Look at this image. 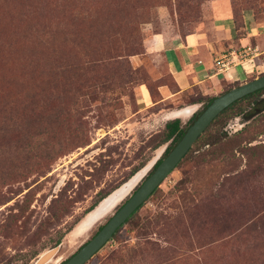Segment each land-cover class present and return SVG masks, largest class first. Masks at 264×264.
Segmentation results:
<instances>
[{"label":"rangeland","instance_id":"374dc122","mask_svg":"<svg viewBox=\"0 0 264 264\" xmlns=\"http://www.w3.org/2000/svg\"><path fill=\"white\" fill-rule=\"evenodd\" d=\"M210 2L264 24V0H0V264L55 247L45 264H60L130 196L93 210L162 156L166 112L204 99L161 101L176 84L147 40L206 29ZM257 97L221 114L84 264H264Z\"/></svg>","mask_w":264,"mask_h":264},{"label":"crops","instance_id":"0c3cea01","mask_svg":"<svg viewBox=\"0 0 264 264\" xmlns=\"http://www.w3.org/2000/svg\"><path fill=\"white\" fill-rule=\"evenodd\" d=\"M205 12L211 16L206 29L182 36L165 28L147 40L148 49L161 55L176 84L173 92L161 90V101H175L184 93L214 97L226 83L247 81L264 66V24H253L252 17L246 16L243 26H237L231 11L219 2H210ZM246 47L245 58L226 70L217 69L219 57ZM200 103L196 99L182 103L168 110L166 118H189Z\"/></svg>","mask_w":264,"mask_h":264},{"label":"water","instance_id":"95a60500","mask_svg":"<svg viewBox=\"0 0 264 264\" xmlns=\"http://www.w3.org/2000/svg\"><path fill=\"white\" fill-rule=\"evenodd\" d=\"M262 88H264V72L214 96L211 102L186 128L185 132L172 149H170L168 153L158 162L154 169L151 167L152 171L150 173H148L149 171L146 173L143 181L134 189L126 201L109 217V219L100 227V229L97 230L96 233H94L61 264H84L87 262L112 237L115 230L123 225L127 218L148 199L152 192L177 166L198 137L204 132L216 116H218L234 101ZM138 172L111 194L118 191L122 187L124 188L126 184L132 181ZM56 249V247L52 248L41 255L37 260V264H45L51 258Z\"/></svg>","mask_w":264,"mask_h":264},{"label":"trees","instance_id":"16d2710c","mask_svg":"<svg viewBox=\"0 0 264 264\" xmlns=\"http://www.w3.org/2000/svg\"><path fill=\"white\" fill-rule=\"evenodd\" d=\"M234 21H235V19H234ZM235 23H236V21H235ZM236 25H237V23H236ZM238 84V83H237ZM228 89H230V88H228ZM227 89V90H228ZM226 91V90H225ZM224 92V91H223ZM264 92V88H262V89H259V90H257V91H255V92H253V93H250V94H248V95H246V96H244V97H242V98H240V99H238V100H236V101H234L230 106H228L226 109H224L218 116H216L214 119H213V121L208 125V127L221 115V114H223V113H225L227 110H229L230 108H232L234 105H236V104H238L239 102H241V101H243V100H245V99H249V98H253V97H255V96H258V97H260L261 96V94ZM222 93V92H221ZM257 97V99H255V105H254V107H253V111L252 112H260V111H262V110H264V97H260V98H258ZM212 98L213 97H204V99H200V98H197L196 100H198L199 102H202V105H201V107L199 108V109H197L188 119H187V121L184 123V124H182L181 123V120L179 119V118H174V119H170V120H167L166 122H165V124H164V129H163V138H162V140H161V143H166L167 142V146H166V148H165V150H164V152H163V154H162V156L159 158V159H157V161L154 163V165L152 166V169H154V167L158 164V162L168 153V151L170 150V149H172V147L177 143V141L181 138V136L183 135V133L185 132V130H186V128L194 121V119L200 114V112L211 102V100H212ZM207 127V128H208ZM206 128V129H207ZM205 129V130H206ZM204 130V131H205ZM201 136V135H200ZM199 136V137H200ZM198 137V138H199ZM182 160V159H181ZM152 169L148 172V173H150L151 171H152ZM156 190V189H155ZM154 190V191H155ZM153 191V192H154ZM152 192V193H153ZM149 198V197H148ZM144 204V203H143ZM142 204V205H143ZM141 205V206H142ZM141 206H139L128 218H127V220H129L135 213H136V211H138L139 210V208L141 207ZM126 220V221H127ZM122 226V225H121ZM120 226V227H121ZM120 227H118L116 230H115V232L112 234V236H114V234L118 231V229L120 228ZM60 242V240L58 239L57 241H56V243L55 244H58Z\"/></svg>","mask_w":264,"mask_h":264},{"label":"built area","instance_id":"2783aa9c","mask_svg":"<svg viewBox=\"0 0 264 264\" xmlns=\"http://www.w3.org/2000/svg\"><path fill=\"white\" fill-rule=\"evenodd\" d=\"M249 48H243L240 51H231L228 55H222L216 62L218 70H226L230 65L237 63L239 60L245 58Z\"/></svg>","mask_w":264,"mask_h":264},{"label":"flooded vegetation","instance_id":"af4514ba","mask_svg":"<svg viewBox=\"0 0 264 264\" xmlns=\"http://www.w3.org/2000/svg\"><path fill=\"white\" fill-rule=\"evenodd\" d=\"M154 165V164H153ZM152 166V164H150L148 167H151ZM151 169V168H150ZM137 171V170H136ZM134 172L133 174H135V173H137V172ZM148 171H150V170H148ZM147 171V172H148ZM146 172V173H147ZM146 175V174H145ZM145 175L140 179V180H142V179H144V177H145ZM133 176V175H132ZM131 176V177H132ZM130 177V178H131ZM140 180H137L136 181V183L134 184V185H136L134 188H132L131 190L132 191H134V189L138 186V182L140 181ZM143 181V180H142ZM141 181V182H142ZM131 190H129L128 192H126L120 199H119V201H121L124 197H126L128 194H129V192L131 191ZM132 194V193H131ZM130 194V195H131ZM126 201V200H125ZM124 201V202H125ZM90 218H91V215L90 216H88L86 219H85V221H83V223H82V225H81V227H79L76 231L74 230V232L72 233V238H74V237H79V236H82V235H85L90 229H92V227H93V224H91V223H89V221H90ZM102 226V225H101ZM99 229H100V227H99ZM98 230V229H97ZM97 232V231H96ZM95 232V233H96ZM71 238V239H72ZM86 242V241H85ZM67 259V258H66ZM64 261V260H63ZM62 261V262H63ZM61 262V263H62ZM60 263V264H61Z\"/></svg>","mask_w":264,"mask_h":264},{"label":"bare ground","instance_id":"6f19581e","mask_svg":"<svg viewBox=\"0 0 264 264\" xmlns=\"http://www.w3.org/2000/svg\"><path fill=\"white\" fill-rule=\"evenodd\" d=\"M149 166V164L148 165H146L145 166V168H144V170H142V171H139L138 172V174H136V176H134V178L132 179V181H130L128 184H126L125 186H124V188L122 187V188H120L118 191H116V192H114L113 194H111L110 196H108V197H106V198H104L98 205H96L95 206V208H94V210H96L97 208H99L107 199H109V198H111L112 196H115V194H117V192H120L121 190H125L124 192H123V195L126 193V192H128L129 190H131L132 188H134L136 185H134L135 183H136V181L137 180H140L145 174H146V172L150 169V167H148ZM132 184V185H131ZM131 186V187H130ZM125 187H126V189H125ZM130 187V188H129ZM122 196H120L119 197V199L121 198ZM93 211V210H92ZM90 223V222H89ZM77 228V227H76ZM75 228V229H76ZM74 229V230H75ZM73 230V231H74ZM49 261V260H48ZM47 261V262H48Z\"/></svg>","mask_w":264,"mask_h":264}]
</instances>
